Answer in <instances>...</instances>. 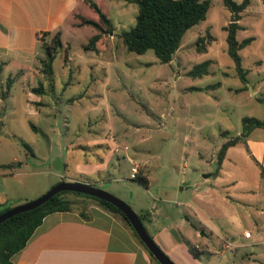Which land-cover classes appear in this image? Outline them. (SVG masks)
Instances as JSON below:
<instances>
[{
	"label": "rangeland",
	"instance_id": "1",
	"mask_svg": "<svg viewBox=\"0 0 264 264\" xmlns=\"http://www.w3.org/2000/svg\"><path fill=\"white\" fill-rule=\"evenodd\" d=\"M98 2L106 10L113 29L103 34L102 51L82 47L95 32L93 28L65 23L60 31L63 45L55 53L52 81L48 85L44 82L45 91L34 94L29 90L39 78V63L34 61L25 83L14 84L0 102L1 112L6 114L4 135L0 137L5 142L0 153L2 160L14 171H40L2 178L5 187H16L6 203L15 205L34 199L61 180L88 179L95 187L124 201L136 214L148 212L150 220L143 219L141 223L174 264H207L206 251L201 252L197 246L201 262L193 261L190 254L181 252L187 244L180 237L173 241L170 230L172 227L177 237L185 236L187 246L196 244L209 250L219 246L217 238L199 236L200 229L195 236L196 229L189 223L197 221L178 202L188 198L191 190L204 186L206 179L211 181L212 176L205 174L212 170L216 151L225 140L220 132L241 135V118L264 115L263 103L258 100L264 96V5L252 0L239 20L243 29L236 31L237 41L250 38L237 51L240 65L247 71L244 84L227 53L222 27L229 21L230 13L221 0H209L204 19L185 31L168 63H160L151 49L142 53L126 51L115 36V32L133 25L135 4L125 0ZM206 33L213 40L206 51H197L194 41ZM205 60L209 62L208 73L198 77L187 74ZM208 85L214 86L205 88ZM101 140L118 148L102 167L94 169L106 150L104 144L98 145ZM22 143L30 147L32 155ZM229 155L235 161L233 173L240 179L227 185L233 190L231 194H236L232 199L237 202L250 197L253 203L249 207L233 203L232 207L242 228L251 235L248 240L256 237V231L263 238L264 211L255 216L260 208L255 199H260L263 187L259 168L248 157L237 158L233 152ZM128 157L144 163L147 187L127 178ZM79 165L86 170L81 171ZM8 167L3 168L6 173L10 171ZM248 188L255 193L248 194ZM219 189L227 190L226 186ZM69 197L72 209L88 211V207L98 206L91 199ZM183 214L187 220L180 217ZM253 218L261 225L258 229L252 225ZM240 234L243 233H236V237ZM158 236L166 239L168 245L158 241ZM249 250L250 246L236 250L234 264H256L241 258ZM234 251L226 249L222 259ZM209 264L221 263L213 257Z\"/></svg>",
	"mask_w": 264,
	"mask_h": 264
},
{
	"label": "crops",
	"instance_id": "2",
	"mask_svg": "<svg viewBox=\"0 0 264 264\" xmlns=\"http://www.w3.org/2000/svg\"><path fill=\"white\" fill-rule=\"evenodd\" d=\"M80 3L81 0H0V89L3 88L9 73L7 69L12 65L23 66L27 69V74L20 82L14 80L11 87L14 84L23 85L25 83L31 65L34 61L39 63L42 56L39 55V50L42 51L41 42L47 41L46 39L50 38L54 31H61L62 26L77 11ZM251 3L252 0H249V4ZM16 72L18 71L15 70L14 73ZM41 78L39 73L37 82ZM31 87L33 86H30L29 90ZM257 89L258 86L255 87V91ZM7 96L8 94L4 98L0 96V102L5 100ZM5 115V112H1L0 108V137L4 135L2 127L6 125ZM104 140H101L98 145H105V153L101 158H98V163L93 166L94 169L102 167L106 158L111 157L118 148V146H111L112 142L106 141L105 143ZM4 146L5 142L0 139V153ZM231 152L237 158L246 159L248 157L254 161L258 168L259 165L264 168V130L253 128L244 136L242 141L227 147L218 170L215 169L214 161L212 170L207 175L212 176L211 181L206 179L204 186L191 190L188 198L180 200L178 203L184 204L197 221L196 224L189 223L190 227L196 229L195 236H197V229H200L199 236L202 238L214 237L220 241L215 250L204 249L194 244L196 247L198 246L201 252L206 251L204 257H206L207 264L212 261L213 257L221 264L222 262L234 264L236 250L248 246L252 250L244 252L241 258L247 259L251 263L264 264V237L262 238L256 231V237L248 240L251 235H246L245 228H242V221L232 207L233 203H241L244 207L252 206L253 203L250 197L243 199L242 196L240 198L243 201L234 202L233 199L236 194H231L233 190L227 187L228 184L234 185L240 180L239 176L233 173L235 161L229 155ZM130 159L127 158L130 163L129 167L135 163L138 167V173L140 172L147 179L144 163H136ZM3 164H7V162H4L0 155V203H6L13 197L12 192L16 190V187L11 184H7L5 187L2 178H15L20 174L40 172L34 168L33 170L14 171L8 167L10 171L6 173L3 169L5 167L1 166ZM27 164L26 162L25 165ZM21 165L20 162L16 167L20 169ZM79 167L81 171L86 170L82 169V165ZM53 174L61 176L58 172ZM259 177L263 187L260 199H255L260 207L255 216L264 211V178L260 174ZM127 178L131 179L129 170ZM236 178L237 180H235ZM223 186H226L227 190H218L219 187ZM248 189L246 191L248 194L255 193L250 192V188ZM83 212L84 216H80L77 209L55 211L45 215L23 248L11 256L12 264H151L147 253L139 246L131 231L117 215L100 206H90L88 211ZM180 217L187 220L185 214ZM149 220L148 213L147 221ZM252 225L257 229L261 227L254 218ZM170 231L173 233V241H179L180 237L183 242L188 243V240L185 241V236L177 237L172 227ZM240 232L243 233L239 235L240 238L236 237V233ZM246 238L247 240H244ZM157 239L166 246L168 245L166 239L163 240L160 236ZM230 248L235 249L232 252L233 255H228L226 256L227 259H222L225 250ZM181 252L183 254L186 252L189 255L187 245L186 249ZM190 258L193 261L201 262L198 256Z\"/></svg>",
	"mask_w": 264,
	"mask_h": 264
},
{
	"label": "trees",
	"instance_id": "3",
	"mask_svg": "<svg viewBox=\"0 0 264 264\" xmlns=\"http://www.w3.org/2000/svg\"><path fill=\"white\" fill-rule=\"evenodd\" d=\"M102 0H81L79 7L66 24L81 27L89 26L95 32L88 38L87 42L83 44V49L92 50L94 52L102 51L103 34L113 31L110 20L99 3ZM127 2L136 5V14L134 23L126 29H120L115 32V36L121 41L126 51L134 53H142L147 49H151L160 63H168L173 57V54L180 45L181 39L185 31L191 26L203 20L206 11L209 7V0H126ZM222 4L229 11V21L222 27L225 31V41L227 45V53L234 63L236 74L239 79L245 84L247 71L243 70L240 65V57L238 50L250 41V38L237 41L235 38L236 31L243 29L239 22L242 13L249 0H241L236 2L234 0H221ZM264 5V0H260ZM88 13V14H86ZM213 40L212 36L206 33L203 36H198L194 41V47L197 51H206V46ZM60 39V31L56 30L48 41L41 42L42 56L39 59V73L41 80L30 88L36 94H41L45 91V86L52 81V61L58 49L62 48ZM68 46H65L67 48ZM207 60L194 65L187 74L191 77H198L208 73ZM8 75L5 79L3 88L0 89V96L4 98L9 91L14 80L20 82L27 74V69L23 66L12 65L8 69ZM16 71V73H14ZM44 82L46 85H44ZM208 87L205 88H211ZM258 100L263 103L264 96L259 97ZM241 135L229 136L227 130L220 132L225 140L219 145L216 151L215 169L218 170L220 162L224 156L227 147L242 141L244 136L248 134L253 128H261L264 130V115L262 118L243 117L241 118ZM27 152L33 154L27 144L22 143ZM259 165V164H258ZM1 166L8 167V164ZM259 174L264 178V168L259 165ZM131 180L147 187V179L141 175L140 172ZM82 181V180H80ZM84 182L92 184L88 179ZM93 185V184H92ZM69 196H76L80 198L91 199L96 204L105 210L116 214L122 220L124 225L131 231L139 245L142 246L149 258L155 263L156 260L147 251L141 241L137 238L133 229L129 225L124 215L112 204L85 194L59 191L52 195L48 200L37 207L30 210L14 214L0 222V264H12L11 256L19 251L27 240L31 237L36 227L41 223L42 218L55 211H69L72 209V201ZM13 204L5 203L0 205V213L9 209ZM79 210V215L84 216L83 209ZM140 221L148 220V212L137 214ZM189 245L188 243H186ZM188 253L197 257L200 252L195 245L187 246Z\"/></svg>",
	"mask_w": 264,
	"mask_h": 264
},
{
	"label": "water",
	"instance_id": "4",
	"mask_svg": "<svg viewBox=\"0 0 264 264\" xmlns=\"http://www.w3.org/2000/svg\"><path fill=\"white\" fill-rule=\"evenodd\" d=\"M207 175L208 174H205V176ZM59 191L77 192L104 200L112 204L124 215L129 225L133 229L134 233L136 234L137 238L141 241V243L144 245V247L147 249V251L151 254V256L156 260L158 264H174L148 235L137 214L129 207V205H127L124 201L120 200L114 195L84 181L61 180L53 184L46 192L42 193L38 197L22 203L15 204L9 209L1 212L0 222L14 214L27 211L39 206Z\"/></svg>",
	"mask_w": 264,
	"mask_h": 264
},
{
	"label": "built area",
	"instance_id": "5",
	"mask_svg": "<svg viewBox=\"0 0 264 264\" xmlns=\"http://www.w3.org/2000/svg\"><path fill=\"white\" fill-rule=\"evenodd\" d=\"M137 173H138V167L135 163H132L131 166L129 167V177L134 178Z\"/></svg>",
	"mask_w": 264,
	"mask_h": 264
}]
</instances>
